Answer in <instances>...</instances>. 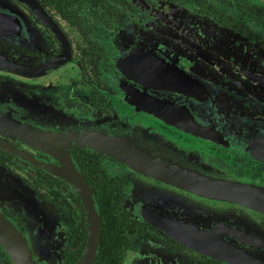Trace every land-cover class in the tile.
<instances>
[{
    "label": "flooded vegetation",
    "instance_id": "obj_1",
    "mask_svg": "<svg viewBox=\"0 0 264 264\" xmlns=\"http://www.w3.org/2000/svg\"><path fill=\"white\" fill-rule=\"evenodd\" d=\"M36 1L38 11L0 0L14 16L0 25V216L12 238L0 240V264H229L152 212L264 261V204L201 196L99 150L60 155L33 138L85 121L264 191V0Z\"/></svg>",
    "mask_w": 264,
    "mask_h": 264
},
{
    "label": "water",
    "instance_id": "obj_2",
    "mask_svg": "<svg viewBox=\"0 0 264 264\" xmlns=\"http://www.w3.org/2000/svg\"><path fill=\"white\" fill-rule=\"evenodd\" d=\"M20 1L35 11L39 9L36 0ZM12 13L13 11L8 7H0V25L3 28H5L7 19L14 17ZM221 34L225 35V32H221ZM75 124L77 125L76 128L74 124L68 127L61 126L63 129L61 132L49 133L46 137L37 136V134L33 133V138L42 142L48 149L55 150L60 155L64 153L62 148L70 145L99 150L128 164L148 177L162 179L173 183L175 187L201 196L245 203L250 207H260L264 204L263 190L233 181V179L225 178L217 173L208 172L205 166H199L192 157L185 159L184 165L186 167H182L166 160H160L140 148L139 146H144L143 142L145 140L141 136H133L130 139V135L128 134L117 136L115 134L97 132L94 125L85 121H77ZM72 182L74 183L72 184L74 189L84 197L87 209L90 212L91 199L89 198V192L85 184L80 183L77 179H73ZM152 214L151 219L153 222L164 223L172 235L200 253L229 264H264V261L256 258L250 250L239 247L235 239L224 240L221 232L217 230L200 231L192 226L167 221L168 218L160 216L155 212H152ZM90 218V228L93 230L95 227L97 228V221L95 216H90ZM6 225H8L6 220L0 216V240L2 243H11L12 238L5 236ZM243 244L249 247L251 243ZM12 248L20 249L21 242L18 239L13 240ZM92 259L93 255L89 257V260Z\"/></svg>",
    "mask_w": 264,
    "mask_h": 264
},
{
    "label": "rangeland",
    "instance_id": "obj_3",
    "mask_svg": "<svg viewBox=\"0 0 264 264\" xmlns=\"http://www.w3.org/2000/svg\"><path fill=\"white\" fill-rule=\"evenodd\" d=\"M156 197H161L158 195V193L154 194ZM153 208H156L154 204H150Z\"/></svg>",
    "mask_w": 264,
    "mask_h": 264
}]
</instances>
